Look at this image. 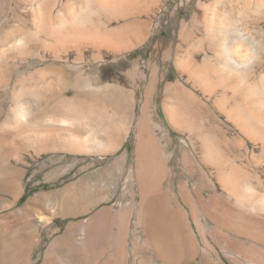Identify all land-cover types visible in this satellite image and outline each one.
I'll return each mask as SVG.
<instances>
[{"label": "rangeland", "instance_id": "rangeland-1", "mask_svg": "<svg viewBox=\"0 0 264 264\" xmlns=\"http://www.w3.org/2000/svg\"><path fill=\"white\" fill-rule=\"evenodd\" d=\"M18 2L0 0V26L1 15ZM203 2L162 0L165 6L150 24L155 32L146 34L140 46L115 62L64 66L63 78L71 89L65 100L51 98L32 82L44 69L40 61L17 64L9 63L8 55L7 62L0 58V264H131L133 250L134 264H161L157 258L148 259V248L137 237L142 214L136 151L141 134L154 137L165 157L189 150L186 136L169 118L171 108L182 109L177 97L180 86H186L173 65L160 60ZM216 8L225 11L221 5ZM221 13L217 23L223 21L225 27L218 28V35L227 38L230 46L247 37L235 14L223 20ZM263 34H253L254 42L245 43L255 59L264 55ZM151 67L160 77V87L148 96ZM51 76L50 81L55 79L51 91L64 94L55 74ZM20 108L27 110L26 118L18 115ZM182 181L176 177L175 186ZM125 196L129 202L119 204ZM131 200L135 206L124 215L122 229L116 221L111 234L99 238L94 233L96 239L87 235L82 244L77 241L82 227L95 216L104 210H127ZM181 208L196 241L190 258L177 264H259L230 236V243L223 237L220 241L213 232L216 226L200 206L198 219L186 205Z\"/></svg>", "mask_w": 264, "mask_h": 264}, {"label": "bare ground", "instance_id": "bare-ground-1", "mask_svg": "<svg viewBox=\"0 0 264 264\" xmlns=\"http://www.w3.org/2000/svg\"><path fill=\"white\" fill-rule=\"evenodd\" d=\"M161 1L19 0L1 15L0 58L7 62L8 55L9 63L17 64L40 61L51 74L41 66L32 82L51 98L65 100L71 89L63 67L93 60L110 63L140 46L146 34L155 32L150 24L165 6ZM217 4L230 10L220 12L224 16L220 18L235 14L243 22L247 37L239 43L230 46L227 38L217 34L218 28L225 27V22L217 23ZM191 21L181 26L177 40L168 44L160 60L173 65L186 86L178 87L182 109L171 108L169 118L186 136L189 150L165 157L154 137L141 134L136 151L142 214L137 237L148 248L151 262L156 258L161 264L185 261L196 240L181 205L191 209L193 219H198L200 206L216 226L213 232L221 236L220 241L223 237L230 243V236L260 264L264 261V55L255 59L245 43H253V34L264 32V0H204ZM54 74L62 95L50 89ZM159 79L153 70L148 96L160 87ZM164 108L169 110L167 103ZM17 112L28 116L24 108ZM178 176L183 181L176 187ZM127 199L121 198L119 204ZM133 200L127 210L99 213L82 227L77 241L82 244L87 235L96 239L94 233L107 236L116 221L122 229L124 215L135 206ZM131 256L134 264L136 251Z\"/></svg>", "mask_w": 264, "mask_h": 264}]
</instances>
